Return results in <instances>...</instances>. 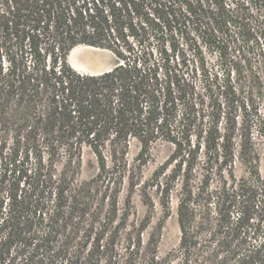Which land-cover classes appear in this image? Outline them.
I'll list each match as a JSON object with an SVG mask.
<instances>
[{"label":"trees","instance_id":"trees-1","mask_svg":"<svg viewBox=\"0 0 264 264\" xmlns=\"http://www.w3.org/2000/svg\"><path fill=\"white\" fill-rule=\"evenodd\" d=\"M261 42L264 0H0V264H264ZM78 46L115 64L80 73ZM157 143L171 154L142 182ZM136 191L164 219L175 195L164 257L128 221Z\"/></svg>","mask_w":264,"mask_h":264},{"label":"rangeland","instance_id":"rangeland-1","mask_svg":"<svg viewBox=\"0 0 264 264\" xmlns=\"http://www.w3.org/2000/svg\"><path fill=\"white\" fill-rule=\"evenodd\" d=\"M154 53V60L159 61L160 56L156 51V48L152 46ZM260 50H264V42L259 43V45H253V51L255 57L262 61L260 56ZM208 67L214 70L218 69L217 58L214 55L207 54ZM264 57V55H263ZM176 61V59H174ZM69 65L76 71L80 73H101L113 67L115 64L114 57L102 50L94 49L86 46H78L73 51H71L68 58ZM257 63L254 67H258ZM258 141V140H257ZM257 151L259 154V161L257 163V168L259 172L264 175V141L261 140L257 143ZM138 146L132 144L128 155L127 160L132 170L136 166L134 161L137 153ZM172 148L166 143H157L151 146L147 154V162L142 167L140 177L141 181L147 180L153 171L163 164L171 154ZM97 172V163L95 157L89 152L85 151L82 155L81 160V169L79 174V181L88 180L93 177ZM234 174L237 178L244 177L246 175L245 167L240 163H236L234 168ZM152 199L154 200V207L147 211V208L143 205L141 196L138 191L132 197V208L130 211L129 222L147 224L146 231L144 233L145 239H147L148 234H155L157 237V252L161 257H164L167 253L177 249L180 238V231L177 223V201L175 195H171L170 204H169V216L167 219H164L163 212L160 206L157 203V195L154 191H150ZM127 195L126 190H124L119 198L120 208L122 209L123 201ZM171 264H178V259L172 258Z\"/></svg>","mask_w":264,"mask_h":264}]
</instances>
